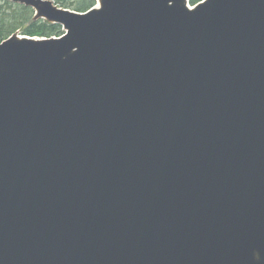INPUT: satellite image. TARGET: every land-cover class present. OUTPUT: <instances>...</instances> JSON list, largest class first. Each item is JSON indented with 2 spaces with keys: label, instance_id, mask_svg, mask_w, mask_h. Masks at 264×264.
Here are the masks:
<instances>
[{
  "label": "water",
  "instance_id": "95a60500",
  "mask_svg": "<svg viewBox=\"0 0 264 264\" xmlns=\"http://www.w3.org/2000/svg\"><path fill=\"white\" fill-rule=\"evenodd\" d=\"M0 264H264V0H11Z\"/></svg>",
  "mask_w": 264,
  "mask_h": 264
},
{
  "label": "trees",
  "instance_id": "16d2710c",
  "mask_svg": "<svg viewBox=\"0 0 264 264\" xmlns=\"http://www.w3.org/2000/svg\"><path fill=\"white\" fill-rule=\"evenodd\" d=\"M64 9L86 12L96 5V0H54ZM202 0H191L195 5ZM33 9L14 4L10 0H0V44L19 29L26 27L25 35L29 37L50 38L61 37L63 30L60 25L49 24L44 20L34 21ZM29 24V26H27Z\"/></svg>",
  "mask_w": 264,
  "mask_h": 264
},
{
  "label": "rangeland",
  "instance_id": "374dc122",
  "mask_svg": "<svg viewBox=\"0 0 264 264\" xmlns=\"http://www.w3.org/2000/svg\"><path fill=\"white\" fill-rule=\"evenodd\" d=\"M34 21H35V19L33 17V20L31 22H34ZM27 26H29V24H27ZM25 30H26V27H23V28L19 29L16 33L19 34L20 36H25V33H24Z\"/></svg>",
  "mask_w": 264,
  "mask_h": 264
}]
</instances>
